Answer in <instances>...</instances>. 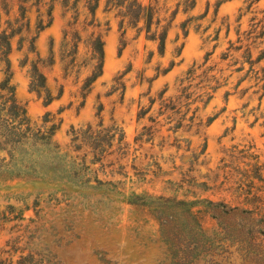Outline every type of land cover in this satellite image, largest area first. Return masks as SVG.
Returning <instances> with one entry per match:
<instances>
[{"label": "rangeland", "instance_id": "374dc122", "mask_svg": "<svg viewBox=\"0 0 264 264\" xmlns=\"http://www.w3.org/2000/svg\"><path fill=\"white\" fill-rule=\"evenodd\" d=\"M71 1L65 6L63 0H52V23L35 38L34 51L29 50L34 5L27 12L29 32L21 34L23 40L20 35L11 39L15 97L34 131L58 125L53 135L58 150L39 148L31 156L32 147L26 146L28 152H16L14 161L20 167L19 158L33 163L39 157L35 165L52 166L53 175L0 176V249L18 248L1 257L12 258L13 264L29 254L34 264H173L175 250L153 207L133 203L157 204L164 196L199 201L189 211L211 241L202 259L264 264V246L250 248L238 233L241 210L221 222L203 210L208 199L252 209L256 219L264 213V57L250 65L245 55L247 49L255 59L264 49V0L249 9L250 0H195L188 10L182 0H157L160 25L167 27L162 54L156 40L126 24L122 46L116 10L104 11L106 0H99L103 71L83 105L79 87L91 72L87 38L92 28L77 27V63L65 75L61 51L63 32L74 15ZM8 2V15L0 4L1 28L16 16L17 1ZM78 10L81 22L88 13L82 3ZM105 21L110 26L106 32ZM50 48L54 61L42 71L55 98L44 105L43 97L29 88V71L37 55L47 59ZM88 123L114 133L112 145L104 146L95 163L87 144L74 150L71 143L72 128L84 129ZM3 156L9 159L0 151ZM73 170H80L79 178ZM158 211L173 226L183 228L188 221L187 210Z\"/></svg>", "mask_w": 264, "mask_h": 264}, {"label": "trees", "instance_id": "16d2710c", "mask_svg": "<svg viewBox=\"0 0 264 264\" xmlns=\"http://www.w3.org/2000/svg\"><path fill=\"white\" fill-rule=\"evenodd\" d=\"M17 10L16 16L13 21L6 20L7 26L1 28V12H0V63L3 65L1 71L3 77L0 80V151H6L9 159L6 161L5 156L0 157V176L4 177H39L40 175H53L52 166L45 165V168L38 167L39 157L33 163L25 160L24 157L19 158L21 166L16 167L14 161L17 160L16 152H28L26 146L32 147L29 154L32 156L35 150L39 148H45L49 151H57L58 145L53 141V135L58 125L51 123L47 130L32 129L30 120L26 114L25 107L21 105L14 92V85L12 84V69L9 60V54L11 52V39L15 35H20L19 39L23 40L24 36L21 35L24 31L30 30V19L27 17V12L34 5L36 7L37 16L35 22V35L31 37L29 50L34 51V40L38 34L52 23V0H35L31 4H28L30 0H16ZM259 0H250L247 8L249 9L254 2ZM64 5H69V0H63ZM148 2L146 4L139 0H106L104 11L116 10L115 16L119 17L118 27L122 29L120 42L122 46L125 45L123 36L126 32L124 24L130 27L137 28L140 32L144 30L147 38L156 40L158 44V51L162 54L165 48V39L167 35V27L160 25V17L158 16L156 3ZM78 3H82V8L86 9L88 15L80 22ZM184 10L192 8L195 4V0H182ZM0 4L5 14L8 15L10 9L8 7V0H0ZM45 5V11L41 10ZM99 5V0H72L69 8L74 9V15L72 21L67 22V27L63 32V45L61 51V59L64 61L65 75L68 74V70L72 69L77 63L78 46L81 40V34L78 26H81L82 31H87L89 27L92 30L88 33L87 44L90 49V63L91 72L84 79L79 87L80 95L82 96L81 105L84 104L87 94L92 89L93 82L102 74L103 62H104V40L101 30V23L96 17V9ZM175 9L172 14L176 13ZM242 14L239 15L240 19ZM172 19V17H171ZM142 22L141 25L139 23ZM155 25L152 30V25ZM104 31H108L110 28L109 22L105 21ZM184 27V25H183ZM260 34L264 35V25L262 26ZM98 29V31H95ZM186 34V31L184 32ZM231 48V43L228 49ZM236 48V47H235ZM238 48V47H237ZM246 59L250 65L257 63L264 57V49H262L255 59L251 58V53L246 49ZM54 61L52 50H49V56L47 59H42L39 55L31 63L30 67V90L36 92L40 97H43V104L48 105L55 98L49 90L46 77L42 71V67L45 65H51ZM173 65V62H171ZM264 69V68H263ZM167 70V69H166ZM264 86V85H263ZM62 88L59 89L57 96H60ZM102 110V104L99 103L97 115ZM144 111H141L138 116L142 115ZM45 122L49 121L44 119ZM101 124V123H99ZM145 129V127H143ZM71 143L74 150L81 148V142L87 144L93 150V158L91 163H95L101 159V154L104 151V146L112 145L114 133H110V129H107L104 133L100 130L93 129L90 123L86 128L80 130H74L72 128ZM141 136V135H140ZM140 136L135 137L137 141ZM80 141V142H79ZM74 163V161H73ZM14 165V167H12ZM38 167V168H37ZM80 170H73L71 172L74 178L80 177ZM258 179H262L260 174H256ZM249 193V192H248ZM158 199L162 202L145 203L138 202V199L133 203L146 205L153 207L152 210L156 213L161 227V231L164 236L172 242L174 251L173 264H220L213 258L202 259V253H207L211 241L207 238V232L202 229L201 224L196 221L194 215L189 211L192 210L194 203L185 200H175L159 196ZM253 199H249L248 202H252ZM206 206L203 208L206 212L210 213L212 217H216L223 221L226 216L235 214V210H241L240 219L243 222V227L238 231L242 234L245 245L254 248L264 246V213L258 212L259 218L256 219L253 214L254 210L248 208H239L237 206L232 207L223 200L212 201L205 199ZM158 210H187L188 218L185 223V227L179 228L173 226L171 219L159 213ZM226 229L225 226H222ZM203 238V242H202ZM242 239V238H241ZM203 243V244H202ZM17 247L15 244L10 246V250L0 249V264H13L12 258H2L1 255L4 252H16ZM262 253V252H260ZM264 253V252H263ZM16 264H34L33 256L31 254L27 256L19 255L16 259Z\"/></svg>", "mask_w": 264, "mask_h": 264}]
</instances>
